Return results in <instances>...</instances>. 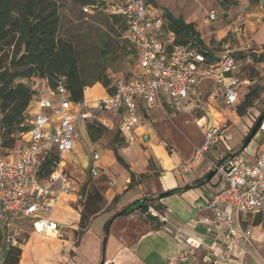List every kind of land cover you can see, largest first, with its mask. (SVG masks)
Listing matches in <instances>:
<instances>
[{
	"label": "crops",
	"instance_id": "crops-1",
	"mask_svg": "<svg viewBox=\"0 0 264 264\" xmlns=\"http://www.w3.org/2000/svg\"><path fill=\"white\" fill-rule=\"evenodd\" d=\"M116 1L118 0H110L109 3ZM259 16H264V9ZM258 28L260 27L250 22L246 33L249 31L254 41L264 45V39L261 38L264 26L260 31ZM225 29L223 27L213 34L215 41L223 42L229 31ZM196 30L209 54L208 61L212 65L217 64L227 54H213L207 48L214 43L213 38L206 41L197 26ZM41 82L45 90L50 89L45 81ZM211 85L212 82L203 81L194 88L187 100L186 111L194 110L202 104ZM88 89H95L96 96L88 93ZM107 95L109 94L100 83L84 90V99L91 102ZM218 102L222 101L216 100L202 109L205 113L199 124L209 123L210 120V123L218 126L215 128L224 127L220 114L212 106ZM36 110V102L31 103L27 115L31 117ZM181 111L183 110L174 108L166 98L151 111L141 109L140 125L134 131L133 145L120 135L118 119L109 114H100L79 124L73 151L62 156L53 153L58 155V169L66 172L73 180L71 192L59 196L52 214L54 222L61 228V234L46 235L24 226V243L14 247L21 250L19 264H100L103 255L105 264H167L170 260H174L175 264H258L256 257L245 258L239 252L237 244L226 237L222 224H217L209 234L202 223L203 218L210 215V212L204 210L210 196L222 190L225 183L216 175L206 183L195 184L209 175L220 158L224 159L227 154L233 153L234 148L227 143L231 136L226 135L224 130V134L217 139L223 148L215 151L212 158L199 155L197 151V155L190 160L185 153L168 150L161 141L178 147L179 138L173 127L164 126V117L171 115L173 120L182 124L184 114ZM145 136L148 137L147 140L143 139ZM249 147L237 156L236 163L253 162L262 145L259 147L253 141ZM115 151L122 162L117 160ZM95 155L99 156L96 162L98 176L105 174L111 179L106 199L110 203L118 196L119 201L112 208L103 209L94 215L89 220L88 227L80 232V190L88 173L91 174ZM149 162L153 164V169L148 168ZM121 165L128 169L129 175L126 177ZM117 176L122 177V183L126 187L117 185ZM136 180L137 184L133 186ZM175 189L183 190L156 202L160 208V217L135 211L131 215L114 219L108 235L106 234L107 223L123 209L145 197L157 198L160 194ZM162 218H166V221ZM99 219L101 221L95 226ZM188 240L199 243L200 247H191ZM5 250L7 254L10 249ZM224 254L231 255L228 262Z\"/></svg>",
	"mask_w": 264,
	"mask_h": 264
},
{
	"label": "built area",
	"instance_id": "built-area-1",
	"mask_svg": "<svg viewBox=\"0 0 264 264\" xmlns=\"http://www.w3.org/2000/svg\"><path fill=\"white\" fill-rule=\"evenodd\" d=\"M83 12H102L111 19L123 20L125 38L137 51L139 76L130 81L116 80L114 93L96 102L73 101L62 83L55 90H45L41 85L44 80L32 85L37 110L27 122V131L21 135L18 149L7 156L0 153V252L20 246L24 226L46 235L61 234L52 214L59 196L71 192L73 180L58 169V163L49 178L42 182L37 178V171L41 160L48 155L56 152L62 156L73 151L79 124L100 114H109L118 119L120 135L133 145L141 109L151 111L166 98L174 108L186 111L190 93L200 82L210 81L207 102L221 100L234 111L250 85L241 78L243 68L251 63L249 55L227 54L212 65L197 46L179 43L164 11L147 0L105 2L84 6ZM207 18L208 22L216 21L217 12L210 11ZM260 133H264V123ZM223 134L221 128H208L198 154L211 152L216 147L215 141ZM237 156L223 161L218 169L217 175L225 187L210 196L204 207L210 215L203 218L202 223L209 234L217 224H222L226 237L246 256L253 240L242 229L241 218L264 215V144L251 163L238 164ZM98 159L95 155L91 167L94 177L98 176ZM216 166L214 164V168ZM148 213L160 217L153 208ZM188 244L200 247L192 240H188ZM167 264H175V261Z\"/></svg>",
	"mask_w": 264,
	"mask_h": 264
},
{
	"label": "rangeland",
	"instance_id": "rangeland-1",
	"mask_svg": "<svg viewBox=\"0 0 264 264\" xmlns=\"http://www.w3.org/2000/svg\"><path fill=\"white\" fill-rule=\"evenodd\" d=\"M100 1L110 2V0ZM148 1L160 10H163L164 13L169 12L174 18L182 20L186 24H196L195 28L196 26L198 27V30L206 41L213 38V34H216L219 29L223 27L229 29L223 42L219 43L213 38L214 43L207 47L213 54H233L238 57H243L247 54L251 57V63L243 68L241 78L250 82V85L245 88L244 96L250 92H254L258 96V98L253 101V107L248 109L243 116H240L238 114V107L242 104V99L235 108V113L229 110L223 102L212 105L220 114V117L217 116L221 118V124H224L221 130H225L226 135L229 137L231 136V140L227 143L234 148L233 153H238L255 123L264 113V63L255 64L252 57L255 52L260 54L262 50H264V45L254 41L249 31L246 33L247 25L250 22H253L254 25L261 29L262 26H264V16H259V13L263 12L264 9V0ZM61 4V36L66 41L72 43L79 52L81 57V71L89 84L95 85L100 83L97 82V80L104 76L111 78L112 84L119 79L130 81L139 76V71L137 69V51L125 38L126 25L123 20L111 19L102 12L84 13V6L74 0H63ZM212 10L217 12L218 19L214 22H208L207 16ZM225 15L226 18H224ZM260 28H258V31H260ZM262 36L261 38L264 39V34ZM235 42L237 44H235ZM95 91V89L87 90V92L92 95L95 94ZM94 96H96V94ZM208 104L206 98L198 108L181 111L180 113L184 114V120L181 122L182 124L173 120L171 115L164 117V126L173 127L174 132L178 135V147L164 141H161V143L166 145L168 150L185 153L189 156L190 160L193 159L197 155L198 147L205 141L204 137L206 130L208 128L218 127L214 123H210V120H208L209 123L205 122L199 124L205 113L202 109L206 108ZM116 136L119 135L117 134ZM253 141L259 147L263 145L264 133H260L259 131ZM166 143H168V145ZM215 144L216 147L213 148V152L205 154L208 158H212L218 149L223 148L220 141L216 140ZM18 147L19 144L17 141V145L11 148V150L4 152L3 155L7 156L10 151L13 152L18 149ZM217 156L219 155L217 154ZM222 161L223 158H220L217 161V165ZM148 168L153 169V164L149 162ZM122 169L124 170L125 177L129 175L127 168L122 166ZM116 179L119 181L117 185L126 187V185L122 183L124 180L121 176H117ZM110 180L111 179L105 174H99L98 177H94L88 173L87 179L82 184L80 190L82 200L80 201L79 209L81 213L86 211L88 215L90 213L94 215L98 211L101 212L103 209L112 208L113 205L119 201L118 196L110 203L106 199L107 192L111 187ZM139 180H141L140 177ZM139 182L141 183L142 181ZM136 184L137 180L133 182V186ZM144 184L147 186L145 182ZM146 198L149 200L155 199L150 196L143 199ZM100 221L101 219L96 222L95 226H97ZM241 227L250 234L253 240L252 248H250L249 253L244 257H256L259 262L264 261V215L260 217H242ZM25 238V236H22V240ZM22 240L20 245L24 243ZM5 257L6 250H3L0 252V264L5 263ZM225 257L227 262L231 259V255H226Z\"/></svg>",
	"mask_w": 264,
	"mask_h": 264
},
{
	"label": "trees",
	"instance_id": "trees-1",
	"mask_svg": "<svg viewBox=\"0 0 264 264\" xmlns=\"http://www.w3.org/2000/svg\"><path fill=\"white\" fill-rule=\"evenodd\" d=\"M63 0H0V153L4 154L21 142V135L27 131L29 116L27 110L31 103L36 100V92L32 85L44 80L47 86L55 90L59 83L65 86L69 97L73 101L84 99V90L89 84L81 71L80 54L72 43L61 36L62 16L60 9ZM83 6L104 4L100 0H74ZM148 1V0H147ZM149 4H152L148 1ZM154 5V4H152ZM155 6V5H154ZM170 29L177 36L181 44L197 46L206 56L204 43L195 24H186L176 19L169 12L165 13ZM255 64L264 63V51L260 54L253 53ZM107 90L109 95L115 91L114 84L108 76L97 80ZM87 91V90H86ZM258 96L254 92L242 97V104L238 107V114L243 116L253 107V101ZM248 147V146H247ZM247 147L241 149L237 155ZM117 160L122 162L121 157L115 151ZM227 154L223 161L230 158ZM58 156L50 154L41 160L37 171L39 181H44L55 170ZM132 180L134 176L132 175ZM207 177V176H206ZM206 177L199 180L195 185L206 183ZM183 189H175L160 194L154 200L143 205L137 210H131L128 215L135 211L145 214L150 208L160 213L156 204L161 196H172ZM139 201V200H138ZM136 201V202H138ZM134 202L133 204H135ZM133 204L128 207L133 208ZM98 211L96 214H98ZM94 214V215H96ZM86 211L81 213L79 225L82 232L88 227L89 220L94 216ZM115 215L106 225V234ZM260 217V216H259ZM21 250L11 248L5 257V264H19Z\"/></svg>",
	"mask_w": 264,
	"mask_h": 264
},
{
	"label": "water",
	"instance_id": "water-1",
	"mask_svg": "<svg viewBox=\"0 0 264 264\" xmlns=\"http://www.w3.org/2000/svg\"><path fill=\"white\" fill-rule=\"evenodd\" d=\"M264 123V113L259 117V119L257 120V122L255 123L254 127L252 128L249 136L244 140V143L241 147V149L249 146L251 144V142L253 141V139L257 136V134L259 133L260 129H261V126L263 125ZM237 155V153H231L230 156H231V159L235 158ZM224 164V162H220L210 173L209 175L206 177V181H210L212 180L216 175H217V172H218V169L220 167H222V165ZM158 197V196H157ZM161 198H163V196H161ZM149 201V199H141L139 200L138 202H136L135 204H133V208L132 207H127L125 209H123L121 212H119L117 214L118 217H123V216H127L128 213L131 211V210H137L139 209L140 207H142L143 205L147 204ZM100 264H105V255H103L102 257V260L100 262Z\"/></svg>",
	"mask_w": 264,
	"mask_h": 264
}]
</instances>
